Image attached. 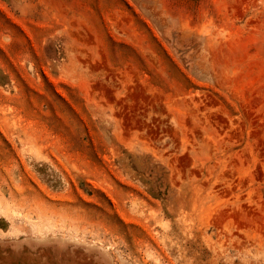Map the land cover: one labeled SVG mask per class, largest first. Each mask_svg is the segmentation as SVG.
<instances>
[{"label":"rangeland","instance_id":"obj_1","mask_svg":"<svg viewBox=\"0 0 264 264\" xmlns=\"http://www.w3.org/2000/svg\"><path fill=\"white\" fill-rule=\"evenodd\" d=\"M0 264H264V0H0Z\"/></svg>","mask_w":264,"mask_h":264}]
</instances>
